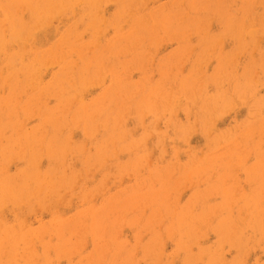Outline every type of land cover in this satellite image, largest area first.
I'll list each match as a JSON object with an SVG mask.
<instances>
[{"label": "rangeland", "instance_id": "obj_1", "mask_svg": "<svg viewBox=\"0 0 264 264\" xmlns=\"http://www.w3.org/2000/svg\"><path fill=\"white\" fill-rule=\"evenodd\" d=\"M0 264H264V0H0Z\"/></svg>", "mask_w": 264, "mask_h": 264}, {"label": "bare ground", "instance_id": "obj_2", "mask_svg": "<svg viewBox=\"0 0 264 264\" xmlns=\"http://www.w3.org/2000/svg\"><path fill=\"white\" fill-rule=\"evenodd\" d=\"M4 37V36H3ZM77 52V51H76ZM34 67V66H33Z\"/></svg>", "mask_w": 264, "mask_h": 264}]
</instances>
